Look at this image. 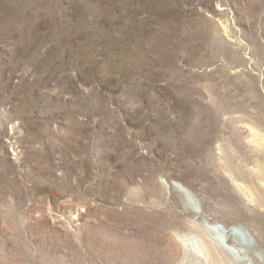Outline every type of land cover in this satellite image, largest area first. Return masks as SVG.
<instances>
[{"label":"rangeland","instance_id":"obj_1","mask_svg":"<svg viewBox=\"0 0 264 264\" xmlns=\"http://www.w3.org/2000/svg\"><path fill=\"white\" fill-rule=\"evenodd\" d=\"M0 264H264V0H0Z\"/></svg>","mask_w":264,"mask_h":264},{"label":"bare ground","instance_id":"obj_2","mask_svg":"<svg viewBox=\"0 0 264 264\" xmlns=\"http://www.w3.org/2000/svg\"><path fill=\"white\" fill-rule=\"evenodd\" d=\"M194 222H195V224H196V222H197V221H195V220H194ZM193 224H194V223H193ZM195 224L193 225V229L195 228V227H194V226H195ZM197 224H199V223H197ZM197 228H198V229H200L198 226H196V228H195V229H197ZM201 230H202V229H201ZM231 236H232V235H231ZM231 236H230V237H231ZM234 239H235V238H234ZM234 239L231 237V239H230V240H231V242H232V241L234 242V241H235ZM206 242H208V243H209V246H211V248L215 249V245H214V243H213V242L209 241L208 239H207V241H206ZM237 242H238V241H237ZM208 248H209V247H208ZM216 248H217V247H216ZM215 250H216V249H215ZM216 252H217V251H216ZM220 252H221V251H220Z\"/></svg>","mask_w":264,"mask_h":264}]
</instances>
